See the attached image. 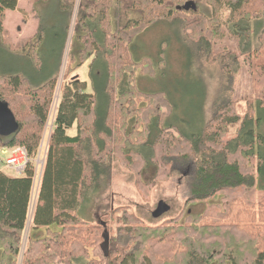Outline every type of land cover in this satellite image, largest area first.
Masks as SVG:
<instances>
[{"label":"trees","instance_id":"trees-1","mask_svg":"<svg viewBox=\"0 0 264 264\" xmlns=\"http://www.w3.org/2000/svg\"><path fill=\"white\" fill-rule=\"evenodd\" d=\"M118 1L85 0L82 5L70 61L75 69L91 61L93 93L79 79L64 86L33 212L35 161L58 86L56 73L37 85L30 79L37 80L35 75L43 70L37 52L45 41L41 25L29 57L32 68L1 73L0 100L9 105L17 129L11 135L0 133V147L24 148L29 163L20 177L0 171V264H264V131L259 128L264 53L255 69L257 95L245 99L244 115L234 99L232 75L241 69L239 56L253 51L245 44L257 39L260 47L254 53L264 51V0H131L140 18H130L114 30L110 11ZM197 1L206 2L211 16ZM187 2H194L197 10L180 9ZM74 3H58L67 33ZM17 7L18 0H0V30L5 12ZM225 8L231 14L227 25L238 42L236 49L216 45L218 33L225 30L218 21ZM163 23H179L199 57L217 65L223 76L230 74L222 88L225 96L215 101L211 118H206V104L192 132L173 123L178 105L169 89L150 91L137 85L139 76L154 80L166 72L163 55L134 57L135 41ZM192 65L193 60L190 70ZM74 125L77 134L71 136L67 131ZM117 160L135 173L142 188L193 167L191 175L182 173L186 205L206 203L205 212L156 226L124 212L114 234L106 224L91 225L79 211L110 184ZM149 168L154 177L146 181ZM219 199L222 205L210 203ZM90 250L99 251L93 260Z\"/></svg>","mask_w":264,"mask_h":264},{"label":"rangeland","instance_id":"rangeland-1","mask_svg":"<svg viewBox=\"0 0 264 264\" xmlns=\"http://www.w3.org/2000/svg\"><path fill=\"white\" fill-rule=\"evenodd\" d=\"M63 2L66 3V0H63ZM58 3L59 0H48V2L45 0H18L16 10L5 12L2 19V29L0 30V76L4 70L8 73H15L17 71L22 72L23 69L27 68V65L30 63L31 50L35 48L36 35L38 34L40 25L45 41L37 52L41 56L43 70L39 75H35L37 80L30 79L34 85H37V82L41 83V80H44L50 74H57L58 86L39 148V153L42 155L41 163L39 167L35 164L37 172L35 170V191L31 203V212L34 210L36 193L42 175L41 172H43L46 160L45 154L48 152L54 117L64 86L71 84L75 79H79L86 81L88 84L87 91L93 93L89 77V64L91 61L78 69H75V65L71 64L70 61V54L73 53L76 43L74 32L85 0H75V3L70 8L71 15H69L68 19V33L66 32V17L58 9ZM197 4L203 13L211 16V9L205 1H197ZM130 6L131 0H119L113 4L110 13L114 30L123 28L130 18H140V12L132 10ZM230 16V11L226 8L218 16V21L225 30L218 33L216 45L219 47L223 46L226 49H236L238 42L228 31L227 21L230 19ZM217 22L214 23V26H217ZM255 22L253 20L254 24ZM175 24L177 25L159 24L146 31L135 41V58L149 56L158 59V57L163 55L164 60L167 62L165 73H160L154 80H150L147 77L139 79L141 76L138 75L137 85L139 88L143 87V89L150 91L169 89L174 101L178 105L176 113H174L175 120L173 123H176L179 129L192 132L198 128L199 122H197L196 118L199 113L204 111L206 104H208L205 113L206 118H211L212 106L215 101L219 97L225 96V90L222 88L230 80V74L224 73L223 76L217 65L210 66L204 61L205 56L199 57L196 52V46H191L186 41L181 25L179 23ZM262 27L263 30L264 26ZM66 36L67 40L65 43ZM163 43L166 45L165 48H163ZM258 46L260 47V43L257 39L253 40L250 46L245 44V48L248 47L253 51L248 55L249 57L247 55L239 56L241 69L238 73L232 74L234 75V99L238 98V112L241 115L246 113L245 99H254L257 95L256 89L258 86L255 80L257 77L255 69L262 63L261 55L264 53V51L260 52L259 55L254 53V50ZM190 48H193V51ZM191 60H193V65L190 70ZM30 65L29 67L32 68ZM29 72L30 75L33 73L31 70ZM241 99L242 101H240ZM259 128L264 131V112L262 113ZM235 132L236 127L232 129V134ZM67 134L71 136L76 135V125L68 130ZM7 149L10 148L0 147L1 151ZM9 154L10 151L7 150L6 153L3 151L0 156L2 159H6ZM0 166L3 167V164L0 163ZM180 172L176 173L168 181L154 183L152 188H142L138 184L139 181L135 173L132 170L124 168L117 160L112 167L110 184L102 193L92 198L90 203H85L80 209L79 215L93 226L106 224L112 234L116 232L117 227L120 225V218L124 216V212H126L125 214L135 215L145 225H160L178 216L181 217V222H184L187 220L188 215L195 216L204 213L207 204L186 205L188 189L182 173L191 175L193 167L191 169H181ZM4 173L10 177L24 175H18L13 170H6ZM153 177L154 169H147L144 179L151 181ZM161 201L170 206V211L162 217L155 219L152 213ZM210 203L223 204L222 199H219L217 202L213 200ZM30 227L29 223L25 232L23 246L26 245ZM98 250H90V258L92 260L95 258L96 253H99Z\"/></svg>","mask_w":264,"mask_h":264},{"label":"water","instance_id":"water-1","mask_svg":"<svg viewBox=\"0 0 264 264\" xmlns=\"http://www.w3.org/2000/svg\"><path fill=\"white\" fill-rule=\"evenodd\" d=\"M180 9L185 11L197 10V6L194 2H187ZM17 129L16 119L12 113L9 105L0 100V133L5 135H11ZM170 211V206L161 201L158 203L156 210L152 213L153 218L158 219Z\"/></svg>","mask_w":264,"mask_h":264},{"label":"built area","instance_id":"built-area-1","mask_svg":"<svg viewBox=\"0 0 264 264\" xmlns=\"http://www.w3.org/2000/svg\"><path fill=\"white\" fill-rule=\"evenodd\" d=\"M7 150L10 151V154L7 156L6 159H2L0 156V163L3 164V167L0 166V171L4 172L6 170H13L18 175L24 174L26 167L29 163V157H28L27 151L21 147L10 148ZM7 150H3V151H5L6 153ZM3 151L0 150V155L3 153ZM46 154H45V157H46ZM41 156H42L41 153H39L35 161V164H37V167H39V164L41 163Z\"/></svg>","mask_w":264,"mask_h":264},{"label":"crops","instance_id":"crops-1","mask_svg":"<svg viewBox=\"0 0 264 264\" xmlns=\"http://www.w3.org/2000/svg\"><path fill=\"white\" fill-rule=\"evenodd\" d=\"M251 24H252V26H254V23L253 22H251Z\"/></svg>","mask_w":264,"mask_h":264}]
</instances>
